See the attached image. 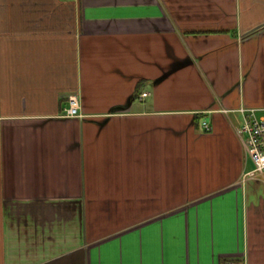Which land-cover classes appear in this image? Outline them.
Returning <instances> with one entry per match:
<instances>
[{
	"label": "crops",
	"instance_id": "crops-1",
	"mask_svg": "<svg viewBox=\"0 0 264 264\" xmlns=\"http://www.w3.org/2000/svg\"><path fill=\"white\" fill-rule=\"evenodd\" d=\"M242 106L264 0H0V264H264Z\"/></svg>",
	"mask_w": 264,
	"mask_h": 264
},
{
	"label": "built area",
	"instance_id": "built-area-1",
	"mask_svg": "<svg viewBox=\"0 0 264 264\" xmlns=\"http://www.w3.org/2000/svg\"><path fill=\"white\" fill-rule=\"evenodd\" d=\"M77 1V0H71ZM147 92H142L140 97L146 96ZM68 107L64 110L65 116H82L79 111V103L75 96L68 97ZM242 115V122L237 128V133L241 137L245 153L253 163V169L250 175L264 171V108L260 110L254 107L242 106L239 108ZM203 126L208 129V123ZM228 264H238L229 262Z\"/></svg>",
	"mask_w": 264,
	"mask_h": 264
}]
</instances>
